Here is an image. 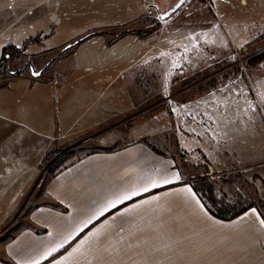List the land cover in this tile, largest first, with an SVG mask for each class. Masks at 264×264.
<instances>
[{"label":"rangeland","instance_id":"rangeland-1","mask_svg":"<svg viewBox=\"0 0 264 264\" xmlns=\"http://www.w3.org/2000/svg\"><path fill=\"white\" fill-rule=\"evenodd\" d=\"M179 1L0 0V58L6 47L31 41L23 53L9 50L0 88L33 86L56 109L65 93L76 120L87 131L97 126L59 134L61 152L40 165L1 244L47 200L56 160L126 145L134 128L195 177L211 179L212 194L232 211L264 206V63H248L264 50V0H186L163 19ZM25 93L17 100L37 99ZM38 101L23 120L31 111L45 127L47 108L38 113Z\"/></svg>","mask_w":264,"mask_h":264},{"label":"crops","instance_id":"crops-1","mask_svg":"<svg viewBox=\"0 0 264 264\" xmlns=\"http://www.w3.org/2000/svg\"><path fill=\"white\" fill-rule=\"evenodd\" d=\"M25 91L39 100L38 113L46 106L45 127L31 111L23 120L34 104L32 97L17 100ZM35 91L0 88V235L18 218L15 209L59 134L97 128L87 131L76 120L79 110L65 93L56 109L49 95L41 102ZM197 174L143 133L121 147L90 151L47 182V200L29 208L26 221L0 243V264H264V209L253 204L233 219L214 216L193 186ZM117 198L123 203L112 208Z\"/></svg>","mask_w":264,"mask_h":264},{"label":"trees","instance_id":"trees-1","mask_svg":"<svg viewBox=\"0 0 264 264\" xmlns=\"http://www.w3.org/2000/svg\"><path fill=\"white\" fill-rule=\"evenodd\" d=\"M169 10V9H167ZM166 10V11H167ZM165 11V12H166ZM148 30H152V26H148L147 28ZM143 30V29H139V33L141 32H146L148 30ZM90 35V34H89ZM88 35V36H89ZM87 37V36H85ZM84 37V38H85ZM83 38H80L78 40H76L75 43L80 42V40ZM36 42L40 41V38L34 40ZM31 41H27L24 42L23 45L21 47H17L14 45H10L8 47H6L4 49V54L2 55V57L0 58V74H4L8 71L7 69V64L11 59V53L9 52V50H12V53L14 52L15 55H17L18 53H23L24 50L27 47V44H29ZM75 43H73L72 45H74ZM9 54V58H7L5 55ZM248 63L253 66V67H257L259 65H261L262 63H264V50L261 51L260 53L254 55L253 57H251L248 61ZM130 135H139L141 134V132H139L137 129L130 131L129 132ZM134 133V134H133ZM61 151L60 150H55L54 152H52L50 155H48L45 158V162L49 163L50 161H52L57 154H59ZM75 156L74 152H68L66 154H64L61 158H59L58 160H56L51 168H50V173L54 176L55 174H57L63 167H65L67 165V161L70 160L71 158H73ZM66 163V164H65ZM193 186L195 188V190L200 194V197L202 198L204 204L206 205V207L208 208V210L216 217L221 218V219H233L235 217H237L238 215H240L241 213H243L245 210H247L249 207L253 206V204H250L247 207H244L240 210L237 211H232L231 206L226 203V202H222V199L216 198L213 194H212V189H213V182L211 179L209 178H198L196 180L193 181ZM209 198V200H208ZM259 208L262 209L264 208L263 205H259Z\"/></svg>","mask_w":264,"mask_h":264},{"label":"snow or ice","instance_id":"snow-or-ice-1","mask_svg":"<svg viewBox=\"0 0 264 264\" xmlns=\"http://www.w3.org/2000/svg\"><path fill=\"white\" fill-rule=\"evenodd\" d=\"M32 75H37V76H38V75H40V73L37 72V71H33V72H32ZM165 182H166V183H169L170 181H165ZM154 186H155V185H154ZM145 191H147V189H145ZM136 194H137V193H133V195H136ZM123 199H124V200H128V199H130V197L127 196V195H125V196L123 197ZM121 203H123V201H122L121 199L117 198L116 201H115L114 203H111V207H112V208H115L117 204H121ZM107 210H108V206H105L104 210L100 212V215L103 216V215H104V212H106ZM251 212H252L253 214H257V210H256L255 208L251 209ZM91 222H92L91 220L88 221V223H91ZM260 224H261V225H264V219H260ZM55 251H56V249L53 248V249L48 253V255L50 256V255L52 254V252H55ZM31 264H39V262H38V261H32Z\"/></svg>","mask_w":264,"mask_h":264},{"label":"water","instance_id":"water-1","mask_svg":"<svg viewBox=\"0 0 264 264\" xmlns=\"http://www.w3.org/2000/svg\"><path fill=\"white\" fill-rule=\"evenodd\" d=\"M186 2V0H180L174 7L170 8L169 10H167L166 12H164L162 14V18L166 19L168 17H170L173 13H175L184 3ZM40 73V72H39Z\"/></svg>","mask_w":264,"mask_h":264}]
</instances>
